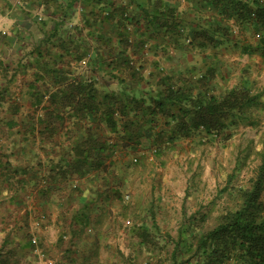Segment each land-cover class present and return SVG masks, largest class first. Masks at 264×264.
<instances>
[{"label": "crops", "instance_id": "crops-1", "mask_svg": "<svg viewBox=\"0 0 264 264\" xmlns=\"http://www.w3.org/2000/svg\"><path fill=\"white\" fill-rule=\"evenodd\" d=\"M244 5L257 12L264 0H0V252L6 264L65 263L70 253L74 264H99L103 249H117L111 223L124 221L119 201L129 191H147L141 176L151 184L156 174L157 159L140 153L176 123L150 111L152 96L163 91L161 78L184 85L213 71L207 99L247 85L257 97L253 106L259 104L264 45L256 32L264 22L252 13L246 19ZM171 21L175 32L167 33L163 23ZM123 56L133 68L119 67ZM88 79L102 93L144 102L117 111V129L107 128L99 122L102 112L76 115L62 101L73 82ZM129 119L141 129L137 148L124 145ZM88 128L102 129L114 146L80 166ZM33 235L39 245L31 243Z\"/></svg>", "mask_w": 264, "mask_h": 264}, {"label": "trees", "instance_id": "trees-1", "mask_svg": "<svg viewBox=\"0 0 264 264\" xmlns=\"http://www.w3.org/2000/svg\"><path fill=\"white\" fill-rule=\"evenodd\" d=\"M244 8L246 12L244 17L247 19L251 16L252 8L248 5H244ZM256 19L264 22V5L258 8ZM163 26L167 33L175 32L174 22H164ZM200 36L205 38L208 34L202 32ZM262 44L264 45V42ZM118 65L120 68H127L126 70L133 68L132 61L125 56ZM131 75L136 79L139 78L137 70H134ZM210 77H213V71L208 72L206 77H200L195 83L187 79L184 85L175 81L168 83L167 80L170 77L167 76L161 78L160 81L164 88L157 96H152L150 111L153 115L159 113L170 117L176 123L170 127L171 129L162 128L158 131L154 145L151 147L155 152L163 153L178 139L192 136L200 130L216 135L225 133L228 124H235L237 118L240 119L245 114L246 109L255 105L257 97L247 85L234 87L223 97L211 95L207 99L206 93L210 89L207 81ZM62 101L65 106L72 105L76 115L98 118L99 112H102L103 117L101 114L99 122H104V126L114 130L118 127L116 112L120 111L125 114L129 106L135 110L139 109L144 98H136L135 95L119 96L113 92L102 93L94 79H88L86 82H73L70 92L64 95ZM46 114L50 118L64 119L58 111H47ZM166 124L169 126L167 122ZM139 127L131 119L124 122L123 128L126 133L124 135L127 138L124 145L137 148L141 134ZM112 145L107 142L102 129L93 133L92 129L88 128V138L80 145L82 147H80L81 153L77 163L80 166L86 165L87 162L93 160L99 149L106 151ZM76 147L77 152L78 147ZM237 191L241 202L238 206L221 214L212 226L205 227V213L198 217L194 216L188 222V226L184 229L186 236L180 232L179 237L173 240L174 249L168 253L167 257L170 264H228L231 261L233 264H264V200L262 199L264 149L261 152V162L251 183L238 188ZM138 228L140 233L137 231V236L141 246L148 247L149 250L165 247L149 227L142 224ZM166 238L173 239L167 236ZM70 254L66 255L67 261H64L66 264H74L73 255ZM3 256L0 252V261L10 263V260L4 259ZM65 263L56 262V264ZM145 264L155 263L150 258ZM156 264H159V261Z\"/></svg>", "mask_w": 264, "mask_h": 264}, {"label": "rangeland", "instance_id": "rangeland-1", "mask_svg": "<svg viewBox=\"0 0 264 264\" xmlns=\"http://www.w3.org/2000/svg\"><path fill=\"white\" fill-rule=\"evenodd\" d=\"M263 27L257 32L264 34ZM242 118L228 124L225 133L196 132L190 139L177 141L166 151L163 162L160 152L144 146L145 152L140 154L150 162L157 159L153 169L156 174L150 175L151 184L141 176L147 191L137 195L129 191L128 200L119 201L123 225L117 218L111 227L119 234L120 242L117 249L102 250L99 264H145L150 258L155 264H168L175 239L180 232L186 236L184 229L194 216L205 213L207 228L228 209L238 206L241 199L237 189L251 183L264 149V93L259 104L248 108ZM140 154L133 155V161L135 157L139 161ZM142 224L151 229L164 248L149 250L140 245L137 231Z\"/></svg>", "mask_w": 264, "mask_h": 264}, {"label": "built area", "instance_id": "built-area-1", "mask_svg": "<svg viewBox=\"0 0 264 264\" xmlns=\"http://www.w3.org/2000/svg\"><path fill=\"white\" fill-rule=\"evenodd\" d=\"M252 16L253 17H256L257 16V12L255 10L252 12ZM256 36L259 37L260 39L264 40V34H262L261 32H257L256 33ZM135 160H138L137 157H135ZM31 240H32V242L34 244H38L39 243V239H38V237L36 235H33L31 237Z\"/></svg>", "mask_w": 264, "mask_h": 264}]
</instances>
